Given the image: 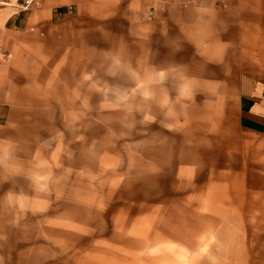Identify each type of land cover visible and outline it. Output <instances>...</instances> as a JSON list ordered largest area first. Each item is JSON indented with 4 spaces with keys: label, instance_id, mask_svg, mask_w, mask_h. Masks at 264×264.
Instances as JSON below:
<instances>
[{
    "label": "rangeland",
    "instance_id": "1",
    "mask_svg": "<svg viewBox=\"0 0 264 264\" xmlns=\"http://www.w3.org/2000/svg\"><path fill=\"white\" fill-rule=\"evenodd\" d=\"M113 27L90 69L50 62L28 88L33 127L0 148V264H264V181L231 175L216 139L228 97L170 80L133 102L129 24ZM36 50L0 64L39 74Z\"/></svg>",
    "mask_w": 264,
    "mask_h": 264
},
{
    "label": "crops",
    "instance_id": "2",
    "mask_svg": "<svg viewBox=\"0 0 264 264\" xmlns=\"http://www.w3.org/2000/svg\"><path fill=\"white\" fill-rule=\"evenodd\" d=\"M1 15L0 50L15 57L37 49L50 61L39 62V74L23 57L0 64V148L33 127L39 107L28 88L48 78L50 62L88 70L91 47L93 55L104 49L91 40L117 37L107 24L128 23L131 100L150 102L152 88L170 80L214 88L211 101L227 96L231 108L232 126L216 128L230 174L264 181V0H40L25 12L0 7Z\"/></svg>",
    "mask_w": 264,
    "mask_h": 264
},
{
    "label": "built area",
    "instance_id": "3",
    "mask_svg": "<svg viewBox=\"0 0 264 264\" xmlns=\"http://www.w3.org/2000/svg\"><path fill=\"white\" fill-rule=\"evenodd\" d=\"M39 2L40 0H0V5L3 7H10L16 12H25ZM8 57V54L0 50V60H5Z\"/></svg>",
    "mask_w": 264,
    "mask_h": 264
}]
</instances>
